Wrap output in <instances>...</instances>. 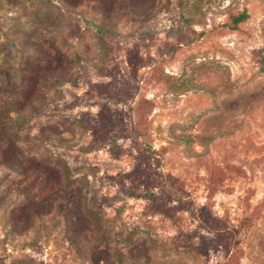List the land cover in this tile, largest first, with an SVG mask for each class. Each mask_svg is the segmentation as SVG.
<instances>
[{"label": "rangeland", "instance_id": "1", "mask_svg": "<svg viewBox=\"0 0 264 264\" xmlns=\"http://www.w3.org/2000/svg\"><path fill=\"white\" fill-rule=\"evenodd\" d=\"M2 61L0 264H264V0H0Z\"/></svg>", "mask_w": 264, "mask_h": 264}, {"label": "trees", "instance_id": "2", "mask_svg": "<svg viewBox=\"0 0 264 264\" xmlns=\"http://www.w3.org/2000/svg\"><path fill=\"white\" fill-rule=\"evenodd\" d=\"M248 18V14L246 12H242L236 16H232L231 17V29H236L238 27V24H240L241 22H244L246 19ZM14 73L13 70L10 67V64H8L5 61L0 62V79L3 82L4 87L8 90H6V92L4 93V97L9 98L10 96V88L13 87L15 78H14ZM33 82V80H32ZM3 93V91H2ZM30 96V95H29ZM3 99V98H2ZM8 101V100H7ZM1 102V100H0ZM31 103V97L30 100L26 101V104L30 105ZM26 104H19L15 101H10V102H6V107L0 111V127H4L7 120L10 117V113H16L19 114L21 112H23L24 109L27 108L28 105ZM21 154L19 153L16 145L14 144V141H9L8 142V146L5 150V152H3V162L5 165H12L17 161V157H19ZM34 159L29 161L30 164H32L31 166L25 167L23 169V179L26 180L27 175L29 173H31L34 170L37 169L38 171V167H37V163H33ZM34 167V168H32ZM25 190H23L24 192ZM26 192V191H25ZM27 195V194H26ZM173 197L177 200H182L184 199L183 196L181 195H177V194H173Z\"/></svg>", "mask_w": 264, "mask_h": 264}]
</instances>
